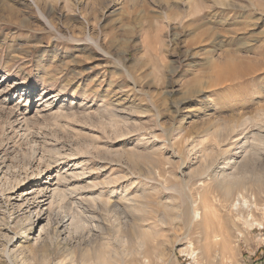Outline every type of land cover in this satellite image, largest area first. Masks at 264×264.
Listing matches in <instances>:
<instances>
[{"label": "rangeland", "instance_id": "1", "mask_svg": "<svg viewBox=\"0 0 264 264\" xmlns=\"http://www.w3.org/2000/svg\"><path fill=\"white\" fill-rule=\"evenodd\" d=\"M260 129L264 0H0V217L17 243L21 226H47L31 252L0 237V264H189L190 245L203 256L215 235L232 240L229 254L211 244L226 264H260L264 183L247 180L250 216L217 192L215 213L191 211L222 150L240 155L235 140ZM58 169L71 193L49 216L31 192ZM111 188L116 212L99 201ZM71 213L86 229L66 227Z\"/></svg>", "mask_w": 264, "mask_h": 264}, {"label": "bare ground", "instance_id": "2", "mask_svg": "<svg viewBox=\"0 0 264 264\" xmlns=\"http://www.w3.org/2000/svg\"><path fill=\"white\" fill-rule=\"evenodd\" d=\"M39 10H40L42 16H44L42 10L40 9V6H39ZM45 18H47V17H45ZM47 22L51 26H55L53 24V22H52L51 19H49V20L47 19ZM19 97L20 98L25 97L24 98L25 101H29L30 100V96L28 95V93L21 94V95H19ZM39 98H40V96H39ZM42 100H43V98H42ZM45 102L47 104L44 105V106H47V105H50L51 106L52 105V107H54L56 105V100L52 96H51L50 99L45 100ZM25 116H26V118L24 119V121L28 119L27 114H25ZM26 122H28V121H25V123ZM242 126H243V122L242 123H239L238 122L237 124H234L231 127V129H230L231 133H233V132L236 133L237 131H239L240 129L243 128ZM261 129L258 130V131H253L252 134L245 132V135H244V137H243L242 140H241L242 137H239V138H237L235 140V141H237L236 144H240V146H239V148L241 149V151L239 152L240 155H238L237 153L232 154L234 152H232L228 148L222 150V155H228L229 154L230 157H227V162H225V164L221 168H219L220 170H216L215 169L213 171V173H212L213 175L211 174L212 177L210 179H212V182L209 184V194L211 195L210 199H208V197H206V195H205V197L207 199L203 198V196L200 193V201H202L203 209L204 210L203 209L200 210V207H198V202H196V200H194V203L192 205L191 211L193 213V218L195 220H198L199 221V219H202L203 216L205 217L208 214V212H210L212 214L215 213V209H216L217 206L213 203V201L215 199V194L214 193H216V192L217 193H221V195L223 196L224 201H225L224 203H226V204L229 203V205L231 206L230 209L233 210V211L235 209H240V208L242 209L245 206L246 207H250L249 208L250 209L249 216H250L251 215L252 206L253 207H257L256 198L254 196L250 197L248 195V189L246 187V183H247V180H252L253 183H254V185H256L259 188L257 190L258 193L263 192V189L261 187H263L262 185L264 183V173H260L261 171L260 172H257V170H258L257 169V165L259 166V162H261V161L264 160V130H261ZM247 131H249V130H247ZM225 139L226 138H224V137L223 138H219L218 141L219 142H222V141H225ZM228 139L229 138H227L226 141H228ZM236 154L238 156H236ZM208 167H209V165L208 166H205L203 170H197V171H195V173L202 172V174L205 173V175H207L206 174V171H207V169H209ZM210 168L212 169V167H210ZM72 175H73V173H72ZM74 175H75V173H74ZM74 175H73V177H75ZM76 175H78V174H76ZM45 178H49V182L37 184L36 185V188L31 193L32 194H35V195H38V196L41 195V197L45 198L44 201H46V203L44 202L45 204H43V205L47 206L46 207V211L49 213V216H50L57 207L63 208V206H64L63 205V202L65 200H68V199H65V198H66V194L67 193H69V192L71 193V190H70V187H69V185L71 184V182L69 181V174L60 172V169L57 170V172L55 173V175H54L53 178H52L51 175L49 177H45ZM72 186H74V183L72 184ZM82 186L76 185L75 188H77V187H80L81 188ZM203 187L204 188L206 187V182H203ZM253 187H255V186H253ZM66 188L70 190V191L68 190L69 192H67V193L65 191ZM71 189H72V187H71ZM22 190H23V188L17 189V192H16L17 193V197L24 198L23 197L24 193H23ZM114 192L115 191L111 188L110 189V195L107 197L106 200H104V199L101 198L102 197L101 194L98 195V196L101 195V197H100L101 200H99L100 203L103 204L108 211H112V212H114V211L116 212V210L112 207L113 205H115V204H112V197L114 195ZM35 195H33V197ZM98 196H94V197L97 198ZM96 198H94V199L96 200ZM26 199H28V198H26ZM34 199H35V197H34ZM122 199L124 201L129 202V201L132 200V197L129 195L128 192H124L122 194ZM92 200H93V198H92ZM215 201H216V199H215ZM224 206L226 207V205H224ZM41 208H42V205H39L37 203V205L34 207L33 210H34V212L36 211L37 214H39L40 211H41ZM33 210L30 211V212H33ZM231 210H229V211H231ZM230 214H232V213L230 212ZM237 219L239 220L240 218L238 217ZM68 221H69V223H67V224L65 223V224H66V227L70 231L71 230L72 231L83 230L87 226V222H88L87 220H86L87 222L84 221V219L82 218V215L81 214L78 215V213L77 214L71 213L70 214V218L67 219V222ZM7 224H8L7 221H5L4 219H2L0 217V237L4 238V240H5V243H6L5 246L7 247L6 250L8 249L7 252L10 251V249L12 247L15 248V249H18V248L19 249H22L21 251H24V249H25V250H28L29 252H31V248L28 246V242L30 241V239H32V240H35L34 243L32 242L33 243V246L35 247L36 245H38V242H39L38 240L40 238L42 239L41 232L44 231L45 227H47V226L41 227L40 230H39V233L36 234L37 231H38V226L36 227L35 232H32L33 231V228H35V221H33V223L30 225V228H27L25 226L24 227H22V226L20 227L19 226L22 229V232H23L24 236L20 239V242L17 243L16 241H14L16 233H15V235H11L8 232V228H4ZM16 224H18V223H16ZM231 224H232V222H231ZM114 225L116 226L115 231L117 233H119V234L122 231H124V229H125L123 225H120L119 224V222H116ZM259 225H261L260 222H259ZM28 231H31V233L34 234V235L31 236ZM214 235H215V233H214ZM48 236H49V234H48ZM128 237L131 238V236H128ZM212 237H213L212 238V242H210V243L207 242L208 244L206 243L207 244L206 246L208 248L205 251H207V253L204 254L203 256H198V252L199 251L197 250L198 251L197 252L194 249V247L192 248V244L190 245V249H188L187 251H185V252H187L188 256L193 259V261L191 263H189V264H200L201 262H203V264H226L225 255H223L222 253L219 254L220 251H213V248L212 247H214V246L211 245V244H213V241H214V245L216 244L218 246V245L221 244L222 247H223V249H224V254H229L231 251L232 252L234 251V250H232L233 249L232 248L233 247L232 246L233 244H232V242H230L232 240H229L228 238H226L222 242L221 241L222 240L221 236L215 235V236H212ZM135 238H138V237H135ZM43 239H42V241H43ZM125 241H129V240L127 239ZM10 245H12V247ZM216 245H215V247H217ZM210 246H211V248H210ZM228 250L230 252H228ZM205 251H204V253H205ZM10 252H12V250ZM226 252H228V253H226ZM230 257H231V254H230Z\"/></svg>", "mask_w": 264, "mask_h": 264}, {"label": "built area", "instance_id": "3", "mask_svg": "<svg viewBox=\"0 0 264 264\" xmlns=\"http://www.w3.org/2000/svg\"><path fill=\"white\" fill-rule=\"evenodd\" d=\"M260 248H261V254H262L261 258H263V256H264V243H262ZM260 264H264V259H263V261L260 262Z\"/></svg>", "mask_w": 264, "mask_h": 264}]
</instances>
